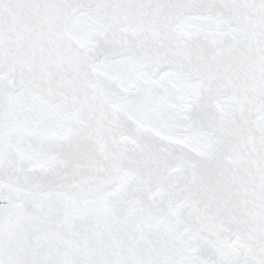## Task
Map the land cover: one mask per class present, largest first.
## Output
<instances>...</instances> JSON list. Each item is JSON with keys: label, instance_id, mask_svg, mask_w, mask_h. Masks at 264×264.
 <instances>
[{"label": "snow or ice", "instance_id": "obj_1", "mask_svg": "<svg viewBox=\"0 0 264 264\" xmlns=\"http://www.w3.org/2000/svg\"><path fill=\"white\" fill-rule=\"evenodd\" d=\"M0 264H264V0H0Z\"/></svg>", "mask_w": 264, "mask_h": 264}]
</instances>
